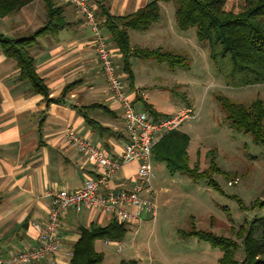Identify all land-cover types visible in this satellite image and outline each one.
Masks as SVG:
<instances>
[{
    "label": "crops",
    "instance_id": "crops-1",
    "mask_svg": "<svg viewBox=\"0 0 264 264\" xmlns=\"http://www.w3.org/2000/svg\"><path fill=\"white\" fill-rule=\"evenodd\" d=\"M50 1L58 8L64 24L38 35L27 50L33 56L36 72L44 80L51 97H58L65 86H70L61 101L48 104L41 94L32 92L30 82L20 78L15 61L0 48V255L30 248L38 242L52 204L49 191L79 188L86 176L99 172L97 165L67 142V128L86 136L93 144L115 157L120 156L128 141L120 105L105 90V79L96 58L90 29L83 15L76 12L72 5L61 4L57 0H33L18 11L0 17V33L14 38L33 33L44 25L46 3ZM87 1L100 16L98 4L94 0ZM102 1L109 7L111 14L124 15L152 0ZM167 2L160 1L159 6L163 7ZM134 31L139 30H128L131 48H161L133 45L131 36ZM102 32L112 50V59L124 83V91L134 101L137 110L148 113L153 120L175 113L180 107L169 115H160L158 108L144 98V81L152 84L160 77L152 69L143 75L134 69V60L141 56L129 57L130 72H127L123 55L110 32L105 26H102ZM169 48L176 51L174 46L170 45ZM148 65L155 66L150 62ZM84 114L100 126H91ZM176 130L183 132L180 127ZM137 167V160L125 163L110 183L113 190L130 191L136 181ZM152 187L156 203L153 184ZM166 188L160 190L165 191ZM125 208L132 207L126 205ZM140 217V223H123L121 238L95 240L94 247L103 253V260L106 252L98 249L100 242L120 252L127 230L136 233L145 221H154L144 212L140 213ZM112 219H115L113 214L101 209L70 207L61 216L60 250L31 264H70L72 248L80 238L81 229L93 224L102 226ZM32 223L38 224L40 229L37 230ZM139 255L136 253V256ZM129 260L136 263V259Z\"/></svg>",
    "mask_w": 264,
    "mask_h": 264
},
{
    "label": "rangeland",
    "instance_id": "rangeland-1",
    "mask_svg": "<svg viewBox=\"0 0 264 264\" xmlns=\"http://www.w3.org/2000/svg\"><path fill=\"white\" fill-rule=\"evenodd\" d=\"M173 8V1L164 3L155 27L134 31L131 43L161 50L174 46L173 52L184 55L186 64L171 67L139 57L133 65L141 75L152 69L160 77L152 84H143L144 98L160 115L187 106L197 112L179 127L189 139L190 166L206 171L205 176L194 179L188 174L170 173L164 163L152 159L156 218L145 221L136 233L127 230L120 252L100 242L98 249L106 252L101 264H117L123 259H136L135 264H217L221 249L193 231L235 238L240 244L233 231L253 218L264 217V204L254 206L257 200H264V146L227 123L217 98L222 95L239 104L258 98L264 101V83L227 86L207 43L198 40L194 28L183 30L177 25ZM149 62L155 66L149 67ZM165 187V191L160 190ZM242 256L238 249L236 259Z\"/></svg>",
    "mask_w": 264,
    "mask_h": 264
},
{
    "label": "trees",
    "instance_id": "trees-1",
    "mask_svg": "<svg viewBox=\"0 0 264 264\" xmlns=\"http://www.w3.org/2000/svg\"><path fill=\"white\" fill-rule=\"evenodd\" d=\"M31 1L0 0V17L18 11ZM94 1L98 4L99 15L104 19L102 26L110 32L123 55L127 72H130V56L154 58L171 67L186 64L184 55L175 54L171 50L133 49L129 43V29H149L159 17V2L173 1L177 25L183 30L194 28L198 40L207 43L210 57L227 86L264 83V0H152L124 15H113L102 0ZM63 24L58 8L50 1L46 3L44 25L33 33L22 38L0 33L3 53L15 61L20 78L30 82L31 91L41 94L48 104L61 101L70 86H65L58 97H51L44 80L36 72L34 58L27 47L38 35ZM217 98L227 123L237 131L249 133L256 143L264 146V101L258 98L249 104H239L222 95ZM85 120L95 128L100 126L86 115ZM188 141L187 135L179 130L168 132L153 147L152 159L165 163L170 173L188 174L194 179L204 177L206 171H197L189 164ZM263 204L264 200H257L254 206ZM123 233L124 224L115 219L102 226L93 224L82 228L80 238L73 245L70 264H101L103 253L95 249V240L118 239ZM193 233L221 249L217 264H264V217L253 218L233 231V235L235 233V237L241 240L240 244L235 238L209 231L197 230ZM238 249H241L243 255L240 260L235 257ZM133 263L131 260H122L118 264Z\"/></svg>",
    "mask_w": 264,
    "mask_h": 264
},
{
    "label": "built area",
    "instance_id": "built-area-1",
    "mask_svg": "<svg viewBox=\"0 0 264 264\" xmlns=\"http://www.w3.org/2000/svg\"><path fill=\"white\" fill-rule=\"evenodd\" d=\"M57 1L72 5L76 12L83 15L85 24L90 29L93 48L105 79V90L108 96L120 105L128 141L120 156L115 157L93 144L86 136L67 128L65 130L67 142L88 161L97 165L99 172L93 176H86L79 188L49 191L52 204L38 242L30 248L0 255V264H31L43 260L47 254L57 253L61 248V216L72 206L104 210L113 214L119 223L124 224L140 223L141 212L155 219L157 206L151 182L153 147L165 134L178 129L182 122L197 116V112L190 106L154 120L148 113L138 111L134 101L124 91V83L112 59V50L108 47L107 38L102 32L104 19L97 15L94 6L87 0ZM132 160L138 161L133 188L130 191L113 190L110 186L112 179L125 163ZM100 188H102L101 192ZM126 205L132 208L126 209ZM32 226L37 230L40 229L36 223H32Z\"/></svg>",
    "mask_w": 264,
    "mask_h": 264
}]
</instances>
